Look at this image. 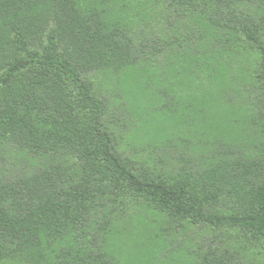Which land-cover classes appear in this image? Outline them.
I'll list each match as a JSON object with an SVG mask.
<instances>
[{"label": "trees", "instance_id": "obj_1", "mask_svg": "<svg viewBox=\"0 0 264 264\" xmlns=\"http://www.w3.org/2000/svg\"><path fill=\"white\" fill-rule=\"evenodd\" d=\"M117 81L198 179L128 157ZM0 264H264V0H0Z\"/></svg>", "mask_w": 264, "mask_h": 264}, {"label": "rangeland", "instance_id": "obj_2", "mask_svg": "<svg viewBox=\"0 0 264 264\" xmlns=\"http://www.w3.org/2000/svg\"><path fill=\"white\" fill-rule=\"evenodd\" d=\"M115 83L111 87L104 85L103 90L112 96L114 109L113 118L115 122H118L121 126H127L129 130L123 138L128 157L138 165V167L143 169V171L160 175L167 180H180L185 177L186 174L194 179H198L201 175V169L204 167V162L201 157L210 160L214 150L211 152L207 151V149L196 151L199 149L197 146L201 138L192 133H186V135H183V138L179 139L173 137L165 138L163 142H161L156 133L160 130L157 125V129L154 130L150 128V123L144 125L139 122V119H137V116L133 112L134 107L131 103L132 100L121 90L118 81L116 84ZM110 90H113V92ZM161 107L162 105L159 106L160 109ZM165 107H168V105H165ZM156 121L160 125L162 119L160 120V118L156 117ZM126 227L130 231H134V228H137L138 232H142L144 229L136 224L134 227V224L130 223H128ZM149 229L152 230L153 233L161 231L156 227H150ZM203 233L206 240L209 241L211 236L209 231ZM191 235L192 234H188V237ZM191 238H193V235ZM152 242L154 241L152 240ZM146 243L150 244V242ZM182 243L183 241H181V244ZM127 244H125V251L130 253L131 250L127 249ZM181 244L178 246L175 245L173 246L174 248H172L175 250L182 249L184 244L179 248ZM129 246H131V243H129ZM207 248L206 246V249ZM207 250L210 259L213 256L210 254V250ZM170 251L171 253L174 252L172 249Z\"/></svg>", "mask_w": 264, "mask_h": 264}]
</instances>
